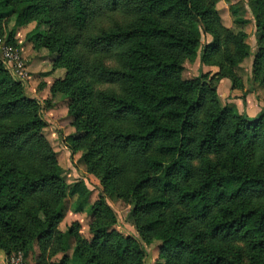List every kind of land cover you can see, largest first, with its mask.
I'll use <instances>...</instances> for the list:
<instances>
[{
	"label": "trees",
	"instance_id": "obj_1",
	"mask_svg": "<svg viewBox=\"0 0 264 264\" xmlns=\"http://www.w3.org/2000/svg\"><path fill=\"white\" fill-rule=\"evenodd\" d=\"M252 1L264 34V0ZM11 15L17 26L33 20L48 26L33 44L45 45L65 68L49 88L68 99L78 132L65 139L82 150L87 169L101 167L105 189L121 191L133 205L140 238L162 239L164 264H242L229 252L234 242L264 252V170L246 176L208 162L210 154L233 150L241 158L259 148L254 156L264 163V100L256 116L235 115L216 99L220 78L233 88L231 73L216 80L201 70L181 75L182 61L199 47L202 61L221 34L224 61L248 55L243 31L211 26L217 12L199 0H0V34ZM209 31L213 44L204 42ZM262 59L264 45L254 56L264 81ZM45 125L37 99L0 66V250L6 254L32 239L42 251L67 246L71 228L62 233L57 226L64 197L80 186L68 188L61 179ZM87 195L78 193L77 210ZM103 201L90 207L92 238L78 240L77 264H144L136 237L107 231ZM166 208L167 219L150 217Z\"/></svg>",
	"mask_w": 264,
	"mask_h": 264
},
{
	"label": "rangeland",
	"instance_id": "obj_2",
	"mask_svg": "<svg viewBox=\"0 0 264 264\" xmlns=\"http://www.w3.org/2000/svg\"><path fill=\"white\" fill-rule=\"evenodd\" d=\"M199 1L201 4H211L217 12L211 26L218 25L230 29L234 33L240 30L245 33L242 43L245 47L244 51L248 52V55L240 59L234 55V63L224 61L221 56L224 47L221 34L216 50L209 51L202 61L199 57L200 47L197 55L182 61V78L194 77L201 70L207 78L216 80L221 73L226 71L225 73L229 72L233 76V89L238 90L242 100L246 98L249 104L251 100H264L262 72L254 67V56L259 46L264 45V34L256 28L254 22L257 5L252 0ZM236 18L245 19L246 22L236 25L234 24ZM17 25L15 16L11 15L1 29L0 66L11 80L20 82L26 97L37 99L40 114L46 122L42 131L56 153L57 162L61 168L60 177L68 188L74 184H78L80 187L75 194L67 193L64 197L62 218L57 228L62 233H66L71 228L65 249L58 250L56 247L50 246L42 251L39 242L32 239L24 248L11 249L9 254L0 250V264H77L78 256L74 254V249L78 240L90 241L92 238L90 225L94 217L90 212V207L99 198L104 200L103 204L107 208L100 215L107 231L136 237L145 251L144 264H164V258L160 253L162 239L155 237L146 243L140 238L134 220L133 205L121 191L105 189L101 179L103 176L101 167L98 166L95 170L87 169V165L81 157L82 150H72L65 139L67 135L78 132L75 129L73 116L68 111V99L63 93L49 91L50 85L55 79L64 77L65 68L53 63L55 53H49L47 47H44L45 45L36 47L33 44L34 36L39 34L38 32L42 33L41 31L48 30V26L40 24L37 20L29 21L21 26ZM204 42L213 44V34L210 31L204 32ZM234 48L235 45L230 43L229 51L234 52ZM14 55L17 56V62L21 64V67H18L15 62ZM262 61L264 74V59ZM20 69L27 75L19 76ZM222 79H219L216 87L217 101L221 106H227L233 114H243L239 110L237 102H224L220 98L218 85ZM254 149L249 154L244 151L241 158L235 157L233 150L221 154H210L208 162L218 171H238L247 174L246 176L261 175L264 163L261 164L259 157L254 156L255 152L257 151L258 154L260 149ZM83 192L88 195L83 203V208L77 210L76 198L78 193ZM256 200L258 199H254L253 203H256ZM261 202L264 203V200ZM169 211L166 208L161 213L150 217L160 220L167 219ZM229 249L232 256L240 257L242 264H264V252L249 249L242 242L231 243Z\"/></svg>",
	"mask_w": 264,
	"mask_h": 264
},
{
	"label": "crops",
	"instance_id": "obj_3",
	"mask_svg": "<svg viewBox=\"0 0 264 264\" xmlns=\"http://www.w3.org/2000/svg\"><path fill=\"white\" fill-rule=\"evenodd\" d=\"M218 93L224 102H237L239 110L244 112L248 117L256 116L263 104V100H251L250 104L247 102L246 98L242 100L238 90L231 88V82L228 78H223L220 81Z\"/></svg>",
	"mask_w": 264,
	"mask_h": 264
},
{
	"label": "built area",
	"instance_id": "obj_4",
	"mask_svg": "<svg viewBox=\"0 0 264 264\" xmlns=\"http://www.w3.org/2000/svg\"><path fill=\"white\" fill-rule=\"evenodd\" d=\"M14 58H15V62L17 63L18 67H21V64L17 62V59H18V58H17L16 55H14ZM18 75H19V76H20V75L25 76V75H27V74H26L25 71H23L22 69H20L19 72H18Z\"/></svg>",
	"mask_w": 264,
	"mask_h": 264
}]
</instances>
